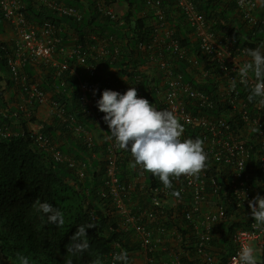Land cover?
<instances>
[{"label":"built area","instance_id":"obj_1","mask_svg":"<svg viewBox=\"0 0 264 264\" xmlns=\"http://www.w3.org/2000/svg\"><path fill=\"white\" fill-rule=\"evenodd\" d=\"M34 1L59 16L72 17L77 22L82 19L78 9L64 3L55 0ZM169 1L166 7L162 0H137L141 9L134 13L135 17L146 21V28L151 31L152 37L147 43H136L135 51L143 55L141 58L145 63L140 68L142 74L151 79L154 69L161 76L157 97L163 110L172 111L178 116L184 130L199 131L207 153V167L198 176L170 177V189L164 188L158 177L156 183L147 189L142 174L124 183L118 176V164L130 153L107 139L102 157L105 188L101 191V197L109 199L107 215L113 217L116 231L127 239L129 250L113 242L104 258L105 264H113L114 254L121 250L127 251L129 264H234L233 258L246 241L252 242L260 250L258 257L264 264V229L255 227L248 206V201L256 195L264 196V104L259 102V98L251 102L247 98L254 77L250 75L247 85L241 83L239 77V68L250 57L243 49H233L234 41L224 45L220 43L210 29V22L196 9L193 0ZM93 2L96 13L116 27L123 28L122 17L128 9L125 3L120 0ZM232 2L240 19L248 27L264 28V13H258L255 0ZM133 6L136 9V5ZM0 12L14 35L6 55V68L9 80L20 93L21 103L16 109L22 113L23 120L29 122V118L35 116V107L42 105L48 106L52 115L60 120L66 117L63 104L52 99V94L58 93L57 88L53 93L40 89L38 81L30 80L24 73L26 66L38 70H41L40 66L43 69L52 68L55 70V80L64 73L77 80L78 110L89 122L103 125L108 131L102 119L103 113L95 106L100 95L99 85L106 84L120 93L134 87L137 95H140L133 84L124 85L123 82L127 81L125 77L122 81L123 78L112 80L111 76L104 75L106 69L102 62L109 56L107 42L113 43L112 60L119 54V46L114 38L107 36L106 42L104 38L91 35L84 47L71 30L63 29L69 33L61 38L58 35L60 29L53 24L28 20L24 14L23 0H0ZM178 16L182 17L184 28L189 30V41L195 43L202 54L210 55L220 71L217 76L218 100L227 103L230 110L227 116L205 114L202 109L212 108L210 98L190 83L183 82L176 69L177 63L184 64L185 72L195 76L199 82L207 76V71L200 69L195 56L181 45L184 28L176 29V25L180 26L176 21ZM71 59L74 61L68 62ZM147 66L152 68V74L142 71ZM60 87L64 88L62 78ZM93 89L97 90L95 95ZM188 105L197 111H187ZM12 125L20 129L17 121ZM12 134L10 128L0 127V138ZM30 138L54 163L72 170L79 179L84 177V168L72 157L63 154L57 143L41 132V126L30 131ZM181 139H186L184 132ZM92 143L90 139L85 140L87 148H91ZM137 186L139 192L147 189L144 193L147 202L139 204L130 200ZM221 188H226L222 196L230 204L229 215L223 204ZM173 191L179 192V197L174 196ZM241 191L245 193L244 200L243 194L238 193ZM228 224H238L240 227H232L227 231V242L218 243V228ZM178 228L187 232L181 235ZM162 237L166 239L162 241ZM166 240L175 244L170 245L168 251L162 247ZM221 255L225 256L224 261H220Z\"/></svg>","mask_w":264,"mask_h":264},{"label":"trees","instance_id":"obj_2","mask_svg":"<svg viewBox=\"0 0 264 264\" xmlns=\"http://www.w3.org/2000/svg\"><path fill=\"white\" fill-rule=\"evenodd\" d=\"M67 6L74 7L82 13V19L77 22L72 17L59 16L42 5H37L34 0H23L24 14L30 21L38 24L47 21L60 29L58 35L65 38L63 29L73 31L79 38L78 43L83 47L87 38L97 36L108 41L107 36L115 39L119 46V54L113 57V43L107 42L108 59L102 62L104 69L113 71L112 80H121L125 77L128 83L133 84L139 91L140 97L148 99L158 110L161 107L157 91L161 86V76L157 75L148 78L141 73L140 68L145 63L143 55L135 51L138 42H149L151 31L146 28L145 20L135 17L136 11L141 9L137 0H121L128 7L123 14L124 26L118 28L110 20L103 18L95 11L93 0H55ZM117 1V0H112ZM86 4H85V3ZM169 0H162L163 6L169 4ZM196 9L201 12L204 18L210 22V29L219 42L223 45L228 41H234L233 49L246 50L255 48L264 43V28L261 26L248 27L237 12L232 0H193ZM171 4V3H170ZM136 5V9L135 6ZM167 7V6H166ZM84 10V11H83ZM264 13L261 11L260 14ZM238 16L239 20L234 21ZM257 15V14H256ZM180 26H175L183 30L184 22L182 17L177 20ZM0 22H5L0 12ZM0 30V35H1ZM181 45L193 54L199 64L200 69L207 71V76L199 82L185 72V65L177 63L176 69L181 74L182 81L190 83L194 88L204 92L211 100L212 108H204L202 111L207 115H224L229 113L226 102L218 99V79L220 71L210 55H204L198 46L191 43L190 38L181 35ZM114 42V43H115ZM9 49L0 42V72L6 76V61ZM74 59L68 60L72 62ZM33 67L26 66L24 73L31 80H37L38 86L45 92L52 94V99L60 101L65 110V119L52 116L49 124L43 121L41 132L57 143V136L68 139L71 129L80 127L81 130L90 129L96 124L88 119L78 110V82L68 76L67 73L60 77L64 83V88L60 87L61 78L54 79V69L45 68L43 70H32ZM7 75L9 76L8 72ZM0 77V83L3 80ZM136 77L138 80L135 81ZM11 82L5 79L6 88H11ZM110 89L106 84L99 85L100 92ZM5 92L0 90V127H8L13 134L9 137L0 138V258L2 262L16 264V257L24 255L29 258V264H67L71 260L72 264H94L100 260L105 264L104 258L111 249L113 242H118L129 250L127 239L116 231L113 217H109L110 201L101 197V191L105 188L104 162L101 159L104 152V143L97 145L92 143L91 148H87L85 141L76 145L78 154H74L71 148L65 144L58 145L59 150L74 159L76 163L84 168V177L79 179L72 170L64 165L54 163L50 157L39 149L30 138V131L27 130V121L23 120L22 113L17 109H12L3 99ZM36 110L34 109L33 112ZM187 111L195 113L196 108L188 105ZM20 124V129L13 126V122ZM29 123H35V116L29 118ZM198 130L185 129V138H199ZM126 152V150H124ZM128 154V153H127ZM94 156L95 160L87 161L83 156ZM131 155L118 164L119 179L128 183L134 177L142 174L145 186L150 188L156 183L157 177L145 172L141 167L132 168L130 162ZM98 158V159H97ZM92 163V164H91ZM91 164V165H90ZM220 182V181H219ZM136 191L130 197L132 202L142 204L147 202L144 194L146 188ZM221 197L226 206L227 215L230 214V204L222 196L226 193V188ZM37 202H48L57 207L64 216V224L57 227L46 222V218H41V213L36 211ZM93 224L94 227L87 229L90 248L83 253L73 254L68 251L70 247V237L80 225ZM232 227H240L238 224H228L218 228V243H226L227 231ZM187 230L178 228V233L183 235ZM166 238L162 237V241ZM216 242V241H215ZM166 251L170 250V243L166 240L162 245ZM223 253V252H222ZM225 256L221 255L220 261H224ZM183 263L185 259L182 258ZM186 263V262H185Z\"/></svg>","mask_w":264,"mask_h":264},{"label":"clouds","instance_id":"obj_3","mask_svg":"<svg viewBox=\"0 0 264 264\" xmlns=\"http://www.w3.org/2000/svg\"><path fill=\"white\" fill-rule=\"evenodd\" d=\"M245 52L250 60L239 68L240 82L247 85L250 75L254 77L247 98L250 102L259 98V102L264 104V43ZM96 91L92 90L93 95ZM95 106L103 113L102 119L109 129L108 139L113 140L119 149L130 153V166H139L158 177L164 188H172L170 177L198 176L207 167L203 141L199 138L182 140L184 126L178 116L169 110H158L148 99L139 97L134 87H129L124 93L104 89L95 101ZM238 193L243 194L244 200L245 193ZM172 194L177 197L180 195L177 191ZM248 206L255 227L264 229V196L256 195L248 201ZM35 207L47 223L57 227L64 224L62 212L52 204L37 202ZM92 227L93 224H86L76 229L70 237L69 252L83 253L90 248L86 230ZM259 251L250 241L242 243L233 258L234 264H262L258 257ZM16 264H29V258L18 255ZM67 264H72L71 260ZM94 264H102V261L97 260ZM113 264H129L127 251L121 250L114 254Z\"/></svg>","mask_w":264,"mask_h":264},{"label":"crops","instance_id":"obj_4","mask_svg":"<svg viewBox=\"0 0 264 264\" xmlns=\"http://www.w3.org/2000/svg\"><path fill=\"white\" fill-rule=\"evenodd\" d=\"M121 2V0H120ZM257 8H258V13H261V11H264V3H262V0H255ZM118 6H121V4H119ZM233 19L234 21H238L239 17L233 15ZM0 30L1 31V35H0V42L4 44V46L8 49L11 48L12 42L14 40V35L13 32L11 31L10 27L7 25L6 22H0ZM189 30L187 28H184L183 31V35H186L188 37V33ZM66 35L69 33L68 31L64 32ZM146 69H148V67H146ZM32 70H37L39 71L37 68H32ZM149 73L152 74V72H150L149 70H146L145 73ZM154 74H152L151 77H155L157 76L156 71L153 69ZM113 73L112 70L110 69H106V71L104 72V75H109L111 76V74ZM6 76L2 75V73L0 72V77L3 76V80L0 83V90L4 91L5 93L3 94V99L5 101H7V104L9 105L10 108L12 109H16L18 103H21L20 100V93L19 91H17V89L14 88L13 83L11 84V88L7 89L6 85H5V79H8V75H7V71H6ZM125 78L122 79V81H124ZM124 85L126 86V84H131L128 83V81L123 82ZM49 93V92H48ZM35 118H36V122L35 123H29L27 122L26 124V128L28 131L31 130H36L38 128H40L41 124L39 122L43 121L46 124H49L52 118V113L51 110L49 109L48 106L46 105H42V106H36L35 107ZM39 114H41V117L39 116ZM70 137L68 139H64V137H59V132H57L55 134V136H57V143L58 145H62L65 144L68 147L71 148V151L74 154H78V148L76 147V145L78 144V142L80 143L81 141H85L86 139H90L94 144L97 145H101L104 143V145L107 143V137L109 135L108 130L105 129V127L103 125H96L90 129H86V130H80V129H71L70 131ZM83 156V155H82ZM83 158H85L87 161H93L95 160L94 156H90L87 157L86 155L83 156ZM98 159V158H97ZM102 159V157H101ZM92 164V163H91ZM90 164V165H91ZM171 246H174L175 244H173L172 242H170Z\"/></svg>","mask_w":264,"mask_h":264},{"label":"rangeland","instance_id":"obj_5","mask_svg":"<svg viewBox=\"0 0 264 264\" xmlns=\"http://www.w3.org/2000/svg\"><path fill=\"white\" fill-rule=\"evenodd\" d=\"M148 67V70L150 71L151 70V72H152V68L150 67V66H147ZM43 68L44 67H42V66H40V69L41 70H43ZM147 69L144 67L143 69H142V71L144 72V71H146ZM153 73V72H152ZM39 116L41 117V114H39ZM0 264H12V263H10V262H2V259L0 258Z\"/></svg>","mask_w":264,"mask_h":264}]
</instances>
